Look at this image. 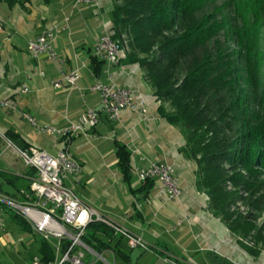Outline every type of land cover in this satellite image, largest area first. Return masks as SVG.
<instances>
[{
    "label": "crops",
    "instance_id": "0c3cea01",
    "mask_svg": "<svg viewBox=\"0 0 264 264\" xmlns=\"http://www.w3.org/2000/svg\"><path fill=\"white\" fill-rule=\"evenodd\" d=\"M112 7V0H100L98 8L78 0H20L0 11V99L14 101V108L0 106V135L11 129L29 146L54 155L62 144L40 128H65L86 109L99 110L101 100L98 93L89 90L91 84L100 81L132 88L146 98L147 112L123 109L116 119L101 112L95 127H85L84 133L68 141L67 151L80 163L81 172L77 180H66L82 186L77 197L84 204L140 237L145 247L130 248L124 237L115 246L118 234L103 223L93 222L85 233L91 225L102 224L114 236L98 231L96 236L105 245L96 249L87 244L92 251L86 250L83 263L111 264L102 256L109 252L112 264H169L167 259L177 264H248L247 253L234 243L224 223L212 215L206 194L196 188L197 165L182 152L184 135L159 115L160 101L139 65L124 63L123 59L118 64L104 61L94 72V42L103 32V23L111 21ZM48 26L54 27L53 48L58 59L46 54L30 57L28 41ZM73 70L79 73L73 87L65 83L52 86L53 81ZM22 112L30 114L35 125L23 118ZM118 145L129 152L131 176L127 181L119 171ZM13 152L3 159L0 171L19 176L15 183L18 189L12 186L14 190L7 191L21 202L18 190L26 188L23 176L29 167ZM149 161L175 168L180 189L177 198L166 199L155 180L148 191L139 189L142 181L133 169ZM262 256H256L252 264H264Z\"/></svg>",
    "mask_w": 264,
    "mask_h": 264
},
{
    "label": "trees",
    "instance_id": "16d2710c",
    "mask_svg": "<svg viewBox=\"0 0 264 264\" xmlns=\"http://www.w3.org/2000/svg\"><path fill=\"white\" fill-rule=\"evenodd\" d=\"M19 1L0 0L9 6ZM112 2L111 37L127 42L123 62L139 65L160 101L159 115L184 135L182 152L196 162V188L207 194L208 209L236 235L247 237L256 230L255 242L264 246V235L257 231L253 217L233 210L243 200L240 190L250 198L264 183L257 179L264 174V0ZM91 61L94 72L104 63L95 55ZM3 136L19 149L29 146L11 129ZM3 143L0 136L1 148ZM116 154L127 181L129 152L118 145ZM34 173L32 167L25 171V189ZM18 179L0 171V194L14 200L17 195L3 184L16 187ZM153 182L146 179L139 189L148 191ZM19 222L31 231L23 218ZM98 231L114 236L108 227L93 224L83 241L101 249L105 243L96 236ZM117 236L115 246L123 237ZM246 249L255 257L260 253ZM39 252L44 260L54 258L46 240L41 239Z\"/></svg>",
    "mask_w": 264,
    "mask_h": 264
},
{
    "label": "built area",
    "instance_id": "2783aa9c",
    "mask_svg": "<svg viewBox=\"0 0 264 264\" xmlns=\"http://www.w3.org/2000/svg\"><path fill=\"white\" fill-rule=\"evenodd\" d=\"M78 1L95 8L100 6V0ZM111 27V21L103 23V32L95 39L93 51L98 59L104 60L107 64H118L125 58L128 46L125 40L120 41L111 37ZM54 37V27L48 26L38 36L30 39L27 44V52L30 57L37 58L38 55L46 54L49 58L57 60L58 55L53 48ZM78 78V71L73 70L70 73H64L61 79L53 81L52 86L61 87L65 83L67 86L73 87ZM89 90L99 94L101 100L99 110L86 109L65 128L55 130L46 126L40 128L62 144L56 154L52 155L45 150L31 146L26 149L27 167H32L35 170V177L32 178L28 188L29 226L34 234L51 244L54 251L52 260H44L40 256H34L31 264H84V253L86 250H92L83 241V235L88 225L93 222L109 226L115 234L126 238L130 248L145 247L140 237L130 233L120 225L111 223L94 208L84 204L73 189L65 184V180L69 177L77 180L81 172L80 163L73 159L67 151V143L71 138L81 132L84 133L83 131L87 126L95 127L101 112L110 119H116L123 109L139 114L147 112L146 98L132 88L118 87L113 84L95 81L90 85ZM27 91L28 88L24 85V92ZM1 105L12 107L9 99H0ZM25 119L35 125L33 117L26 112ZM0 136L6 142V148H12L18 156V147L5 139L3 135ZM174 169L169 164L149 161L145 166L134 167L133 172L140 181L155 180L165 198L173 199L180 194ZM206 200H208V197H206ZM3 205L10 208H20V202L0 194V228L4 224ZM93 253L97 258H102L100 253ZM166 262L177 264L168 259Z\"/></svg>",
    "mask_w": 264,
    "mask_h": 264
},
{
    "label": "rangeland",
    "instance_id": "374dc122",
    "mask_svg": "<svg viewBox=\"0 0 264 264\" xmlns=\"http://www.w3.org/2000/svg\"><path fill=\"white\" fill-rule=\"evenodd\" d=\"M5 10H7V5L5 3H0V11ZM3 144L6 145V142ZM12 152V148L5 149L4 147H0V166L2 165L3 159L12 154ZM17 158L19 157L17 156ZM19 160L21 159L19 158ZM257 179L264 182V174L260 175ZM65 184L71 187L76 195L80 196L82 193V186L73 185L69 180H66ZM4 189L8 191L14 190V188L9 185H5ZM228 189L234 188H231V185L228 184ZM239 195L243 197V200L238 201L234 205L233 210L239 212L242 216L248 215L253 217V222L258 229L257 231L260 230L261 234L264 235V183L260 185L259 191L250 198L247 193H244L241 190L239 191ZM205 197H208L207 194ZM2 216L4 218V224L3 227L0 228V264H29L33 256L40 254L39 247L42 238L19 222L21 218H24V215L18 208H10L7 205H3ZM256 233L255 230V232L252 231L247 237H243L241 235H236L229 230V235L235 240L234 243L237 244L243 252L247 253L248 264H252L253 261H255V256L249 253L246 247L258 249L260 251L259 254L264 255V246H261V243L256 244L255 242ZM102 256L112 264L111 253L104 252ZM100 262L104 263L102 260H100L99 263Z\"/></svg>",
    "mask_w": 264,
    "mask_h": 264
},
{
    "label": "bare ground",
    "instance_id": "6f19581e",
    "mask_svg": "<svg viewBox=\"0 0 264 264\" xmlns=\"http://www.w3.org/2000/svg\"><path fill=\"white\" fill-rule=\"evenodd\" d=\"M24 90V88H23ZM9 101L11 102V106H8V105H1V107H4L6 109H10V108H14V101L10 100ZM21 116L23 118H25V112H22L21 113ZM18 157L21 159L22 163L24 166L27 167V153H26V150H23V149H19L18 148ZM21 194L23 195L24 199L20 202V208L18 207H15V208H18L24 215V221L29 225V207H28V189H22L21 190ZM11 208H14V207H11ZM31 264V262H30Z\"/></svg>",
    "mask_w": 264,
    "mask_h": 264
}]
</instances>
